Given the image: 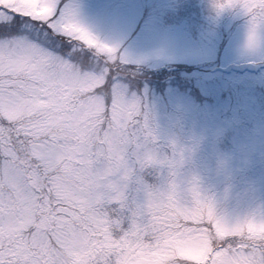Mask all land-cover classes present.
<instances>
[{"label": "snow or ice", "instance_id": "1", "mask_svg": "<svg viewBox=\"0 0 264 264\" xmlns=\"http://www.w3.org/2000/svg\"><path fill=\"white\" fill-rule=\"evenodd\" d=\"M215 6L249 17L255 49L264 0ZM77 15L64 0H0V264H264V212L226 220L179 180L184 151L165 153L130 93L134 61Z\"/></svg>", "mask_w": 264, "mask_h": 264}, {"label": "rangeland", "instance_id": "2", "mask_svg": "<svg viewBox=\"0 0 264 264\" xmlns=\"http://www.w3.org/2000/svg\"><path fill=\"white\" fill-rule=\"evenodd\" d=\"M219 2L64 0L82 26L134 61V75L168 78L129 80L130 93L141 98L165 153L173 144L184 151L179 180L195 179L217 214L235 221L264 212V29L248 49L249 17L239 8L218 12ZM242 63L257 71L213 72ZM146 182L158 181L151 175ZM127 197L129 208L141 199L134 186ZM108 211L128 228V209L113 204Z\"/></svg>", "mask_w": 264, "mask_h": 264}, {"label": "water", "instance_id": "3", "mask_svg": "<svg viewBox=\"0 0 264 264\" xmlns=\"http://www.w3.org/2000/svg\"><path fill=\"white\" fill-rule=\"evenodd\" d=\"M214 72H221L224 74H230V73H237V74H244V73H252L255 71V66L250 64V63H246V64H239V65H228L225 68H215L213 69Z\"/></svg>", "mask_w": 264, "mask_h": 264}, {"label": "trees", "instance_id": "4", "mask_svg": "<svg viewBox=\"0 0 264 264\" xmlns=\"http://www.w3.org/2000/svg\"><path fill=\"white\" fill-rule=\"evenodd\" d=\"M264 67V66H263ZM132 70H134V71H136V70H138V67H136V68H134V66H131L130 65V76H131V79H129V80H134V81H136L137 79H138V77H140V76H138L137 77V75H134V73H132L131 71ZM172 71H177V72H179V71H181V70H179V68H177V67H173L172 69H171ZM165 72H168V71H165ZM149 74V73H148ZM142 75V77H140V79H142V80H147V81H149L150 79L151 80H158V82L159 81H161V80H165V78L166 79H168L167 77H161V78H158V77H154V76H152V75ZM175 76V75H174ZM171 78H173V77H171ZM139 80V79H138Z\"/></svg>", "mask_w": 264, "mask_h": 264}]
</instances>
